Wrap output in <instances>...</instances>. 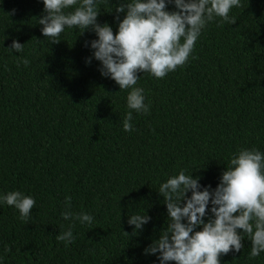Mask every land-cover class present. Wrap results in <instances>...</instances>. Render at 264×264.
<instances>
[{
  "label": "trees",
  "instance_id": "trees-1",
  "mask_svg": "<svg viewBox=\"0 0 264 264\" xmlns=\"http://www.w3.org/2000/svg\"><path fill=\"white\" fill-rule=\"evenodd\" d=\"M121 2L97 3L98 22L114 33ZM241 4L230 12L235 25L217 17L202 30L186 65L163 79L138 73L150 110L137 113L131 89L102 76L94 57L86 63L94 31L66 28L52 44L38 24L43 0H0V197L36 201L27 223L0 202V264H160L145 255L170 223L160 185L184 170L214 190L241 149L264 153V0ZM13 40L22 53L9 49ZM68 210L94 220H65ZM136 214L151 220L133 235ZM69 228L75 240L65 246L56 236ZM242 242L221 264H264V252L250 258L246 234Z\"/></svg>",
  "mask_w": 264,
  "mask_h": 264
},
{
  "label": "clouds",
  "instance_id": "clouds-1",
  "mask_svg": "<svg viewBox=\"0 0 264 264\" xmlns=\"http://www.w3.org/2000/svg\"><path fill=\"white\" fill-rule=\"evenodd\" d=\"M97 3L98 0H43L45 14L38 24L52 44L61 42L59 37L66 28L79 29L82 34L89 29L94 31L98 38L90 42L94 51L86 63L91 64L94 57L101 64L102 76L114 80L121 90L131 89L127 106L137 113L150 110L144 102V90L134 87L140 79L138 73L163 79L183 67L202 30L217 17L221 23L235 25L237 21L230 12L242 7L241 0H122L115 8L119 24L114 33L109 24L98 22ZM172 3L175 11L168 10ZM122 13L126 14L121 20ZM24 46L13 40L9 49L22 53ZM85 46H89L87 42ZM19 63L28 66L30 61L20 58ZM132 120L129 111L123 121L126 132L133 130ZM201 188L200 177L187 175L184 170L160 185L158 192L170 223L159 239L145 249V255L158 254L160 264H221L222 255L239 253L244 248L246 234L251 241L250 258L259 257L264 252V153L255 148L241 149L227 164L214 190H210L211 186ZM66 199L70 209L71 197ZM0 202L18 209L25 223L36 205L34 198L19 191L3 195ZM209 205L211 217L206 221ZM62 215L65 220H78L81 224L91 225L94 220L90 214L70 210ZM150 220L148 214L130 216L132 234L142 231ZM56 239L67 246L75 237L69 228ZM5 251L11 249L6 246Z\"/></svg>",
  "mask_w": 264,
  "mask_h": 264
}]
</instances>
